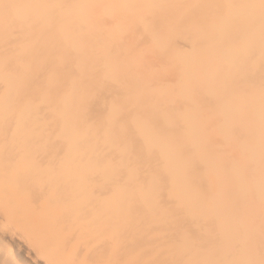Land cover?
I'll list each match as a JSON object with an SVG mask.
<instances>
[{"label":"bare ground","instance_id":"6f19581e","mask_svg":"<svg viewBox=\"0 0 264 264\" xmlns=\"http://www.w3.org/2000/svg\"><path fill=\"white\" fill-rule=\"evenodd\" d=\"M2 1L13 74L0 83V264H193L210 207L217 234L244 238L249 264L247 242L261 241L264 264V87L243 68V29L176 20L148 10L155 0ZM156 151L171 184L151 180V203L130 206L106 160ZM182 152L208 202L179 169ZM168 196L198 229L170 221Z\"/></svg>","mask_w":264,"mask_h":264},{"label":"rangeland","instance_id":"374dc122","mask_svg":"<svg viewBox=\"0 0 264 264\" xmlns=\"http://www.w3.org/2000/svg\"><path fill=\"white\" fill-rule=\"evenodd\" d=\"M155 4L158 8L157 11L156 7L152 5H148V10L152 9L158 14L166 13L173 16L176 20H196L194 16L198 18L208 17L212 24L215 19L221 21L223 17H226L229 27L234 32L243 29L241 31L242 35L240 34L242 44L245 46V50L242 51L243 68L244 70L250 69L251 71L259 70L263 77L261 82H264V42H261V40L264 41V0H155ZM232 8H234L233 11ZM192 9H195L193 10L194 13ZM44 34L46 35V32ZM254 44L260 50L252 53L250 52V47ZM7 49L9 48H0V83L3 76L13 74L12 66H9L4 59V56L9 53ZM262 83L254 90L256 93L264 87ZM261 101L264 103V98ZM248 107L249 104H246L243 111H248ZM260 127L264 138V124H260ZM134 147L144 150L147 145L141 144ZM186 154V152H182L176 155L175 159H179L182 162V167L179 166V169L186 170L188 174L187 183L197 190L200 200L208 202L210 195L206 191L203 173L195 179L192 176L193 171H196L197 159L194 160V155H190L192 161L187 160ZM128 155H123L121 160L114 155L107 158L104 168L111 170V173L107 175V179L109 177V181L120 179L126 183L129 193L124 197L125 203H128L130 206H145L143 196L145 197V202H151L143 191L153 187L151 180L159 178V184L170 183L165 173L163 156H161L159 151L154 153H128ZM119 162H121L122 166L117 165ZM168 198L170 200L163 199L161 201V206L165 209L167 217H170V221L193 223L191 225L193 229L197 227L195 224L196 219L191 211L189 209L184 210V207L177 203L172 196H168ZM206 210H209V207ZM210 212L212 213L210 217L205 215V217L199 218L200 224L204 225V231L206 232H194L192 240L195 247L194 252L188 255L196 257L192 260V263L207 264L208 259L214 257L215 259L221 258L220 264L223 261H225L224 264H249L247 260L242 258V247L238 246L243 243L240 240L244 238L241 236L217 234L216 228L210 225V222L216 220V214L213 215L215 211L211 207ZM190 218L192 220L188 221ZM206 224L209 225L207 226ZM247 243L251 246L249 251L253 253L252 257L255 255L256 264H260L261 259L258 254L261 253V241L249 240Z\"/></svg>","mask_w":264,"mask_h":264}]
</instances>
